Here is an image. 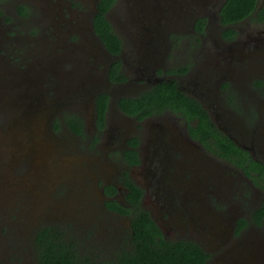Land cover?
Wrapping results in <instances>:
<instances>
[{
    "label": "flooded vegetation",
    "instance_id": "1",
    "mask_svg": "<svg viewBox=\"0 0 264 264\" xmlns=\"http://www.w3.org/2000/svg\"><path fill=\"white\" fill-rule=\"evenodd\" d=\"M47 1L54 6L58 3V0ZM86 1L72 6V1L68 0V15L62 13L64 22L70 26L63 25L67 30L68 58L61 61L71 65L65 76L72 88L60 89L59 78L53 75L54 98L49 100L44 83L39 85L37 79L34 83L33 76L27 75L33 69L27 68L24 61L23 51L27 48L20 47L28 35L15 27L17 22L24 25L25 20H32L38 27L35 4L30 0H16L14 4L11 0H0V57L5 59L3 78L19 81L20 90L33 94L45 87L49 103H43L34 112L46 115L51 124L49 133L41 135H57L63 128L79 140L91 136L88 146L97 150L94 158H87L88 165H100L105 172H120L116 181L103 180L102 194H99L102 209L121 216L125 229L129 230L131 225L129 213L122 214L110 208L107 201L117 200L129 207L126 196L130 189L125 184L129 178L142 189L143 207L165 238L179 240L184 239L181 236H196L197 241H207L211 248L225 246L229 263L264 264V236H249L264 230V174L261 168L251 170L244 157L250 154L264 167V85L259 84L264 80V21L246 18L239 23L223 25L218 11L224 0H172L169 6L178 2L175 6L179 5L184 13H197L193 14L188 31L182 29L187 25L184 19L151 21L149 25L141 21L143 24L137 26V43L134 42L126 57L124 42L120 55H112L106 49L93 24L98 0H94L93 7L87 11ZM218 3V8L211 13ZM20 5L30 10L29 16L19 11ZM263 5L264 0H258V8ZM87 17L88 26L84 22ZM199 17L208 18L205 26H196ZM243 22L263 26V36L243 38L240 27ZM228 27L233 34L226 36L224 32ZM41 29L29 33L30 39L39 41ZM59 30L65 33L62 28ZM51 33H54L52 29ZM183 40L193 41L190 48L194 52L179 55ZM116 60L121 61L126 81H112L109 76ZM10 63L17 66L16 72L10 70ZM73 77L80 80L78 86H72ZM47 80L51 81V75ZM164 82H176L180 92L199 102L213 123L239 150L231 151L218 145L214 132L200 130L203 125L197 115L189 118L181 109L168 108L138 119L118 106L121 97L140 95ZM109 87H118L123 96L114 101L111 94L115 91ZM9 89L7 86L5 92L0 93V115L4 118L9 115L19 121L26 117L27 111L19 108L26 106L22 99L27 95L16 89L8 94ZM102 92L110 95V102L104 125L100 127L96 99ZM6 95L18 97V110L5 98ZM73 115L83 120V134L69 127L66 119H72ZM57 120L59 129L53 126ZM134 151L138 160L130 158ZM88 188L83 194L88 193ZM74 195L67 198L75 200ZM95 197L93 195L94 208ZM258 210L263 214H257ZM242 237L246 250L239 255V246L243 244L236 240ZM34 248L36 250L35 238Z\"/></svg>",
    "mask_w": 264,
    "mask_h": 264
},
{
    "label": "rangeland",
    "instance_id": "2",
    "mask_svg": "<svg viewBox=\"0 0 264 264\" xmlns=\"http://www.w3.org/2000/svg\"><path fill=\"white\" fill-rule=\"evenodd\" d=\"M70 1H72V6L83 4V0ZM11 2L14 4L16 0H11ZM30 2L35 4L38 27L32 20H25L24 25L17 22L18 25L15 27L28 35L22 41L24 45L20 47L27 48L23 51L24 61L27 62V68L33 69L31 72H27V75L33 76L34 83H36V79L39 85L44 83L48 89V98L52 100L54 98L52 97L54 93L52 84L55 85L53 75L58 76L60 89L72 88L69 78L65 76L71 65L61 61L68 58L65 37L67 30L63 25L70 26L69 23L64 22L62 13L68 15L67 6L70 4L68 0H58L56 6L47 0H30ZM93 3L94 0L86 1L87 8L85 10H91ZM172 3V0L117 1L108 17L123 39L126 57L130 54L134 42L138 38L139 29L137 26L143 24L141 21L149 25L151 21L168 19L176 22L178 19H184L187 25L182 29L184 32L188 31L191 20L193 21V14L197 13L195 11L184 13L179 5L175 6L178 2L169 6ZM218 6L219 3L216 8L213 6L214 9L210 12L212 13ZM78 16L81 15L78 14ZM84 22L88 26L89 17ZM240 27L243 28V38L257 39V35L260 38L263 36L261 33L263 26L261 25L243 22ZM40 28H42L40 40H31L30 34ZM59 28L65 30V33L63 34ZM45 29L46 31H44ZM51 29L54 31L53 34ZM184 42L187 40L180 43L178 50L180 56H185L191 51L194 52L190 48L193 41ZM4 60L0 57V93L5 92L6 87L9 86L8 94L15 92V89L26 94L27 96L22 99L26 106L19 109L27 112L26 117L19 121L9 115L5 118L0 115V257L2 263L36 264L35 232L38 227L47 224L66 228L88 249L95 247L99 251L104 250V253L110 249L114 251L120 240L126 237L128 230L124 228V220L121 216L102 209L100 194H102L103 180L109 178L116 181V178L121 176L120 172H117L118 174L112 171L105 172L99 167L100 165H88L87 158H94L97 150L96 147L91 149L88 146L91 136H86V140H79L76 136L65 132L66 130L63 128L57 132V135H41L49 133L51 124L46 115L34 112L43 103H49L45 87L44 90L39 88L34 94L24 89L20 90L19 81L3 78ZM11 65L10 70L13 73L16 72L17 66ZM50 75L51 81H48ZM71 80L74 81L72 86L74 84L78 86L81 83L76 77ZM109 88L115 91L111 94L114 101L123 96L119 93L118 87ZM5 98L18 110L17 96L13 98L6 95ZM70 106L74 108V105ZM52 107L55 108L54 103ZM86 187L89 188L85 195L83 192ZM71 194H75V200L67 198ZM93 195H96V208L92 203ZM251 235L259 238L260 235L264 236V230L258 233L252 232L249 236L251 237ZM181 238L198 240L196 236H181ZM236 241L243 244L241 247L239 246V255H241L246 250L245 242L243 237ZM201 243L205 244L206 249L210 251L208 264H232L228 262L225 246L211 248L207 241Z\"/></svg>",
    "mask_w": 264,
    "mask_h": 264
},
{
    "label": "trees",
    "instance_id": "3",
    "mask_svg": "<svg viewBox=\"0 0 264 264\" xmlns=\"http://www.w3.org/2000/svg\"><path fill=\"white\" fill-rule=\"evenodd\" d=\"M118 0H98L96 13L93 17V24L96 34L100 37L106 49L112 55H120L123 49V40L117 33L108 15ZM19 11L29 16L30 10L19 6ZM256 17H254V15ZM218 18L223 25L239 23L249 18L264 21V5L258 8V0H224L218 11ZM11 19V17H9ZM207 17L197 19V27L205 26ZM233 30L229 27L224 35H232ZM121 61L112 63L109 76L112 81H126L127 77L121 70ZM264 85V80L259 81ZM110 102V95L102 92L96 99L99 111L98 122L100 127L104 125V118ZM118 106L126 113L141 119L151 114H158L168 108L181 109L184 115L189 118L197 115L202 122L203 128L208 132L212 131L217 135L218 145L225 149L238 151V146L213 123L206 110L196 100L185 96L177 88L176 82H164L153 85L134 97H121ZM69 127L78 134H83V120L78 115L67 118ZM54 127L60 128L59 121H55ZM199 130V131H200ZM84 136V135H83ZM207 136V135H203ZM97 141V138L95 139ZM244 156L243 154H241ZM244 156L248 161L251 170L257 171L264 167L250 154ZM232 157V155H230ZM132 160H138L136 151L130 156ZM251 170L248 174L251 175ZM128 177V173H126ZM125 184L130 189L126 196V204L117 200L107 201V205L122 214L129 213L131 225L125 238H122L117 249L98 250L95 247L88 249L82 241L70 234L66 228L59 225L47 224L40 226L35 235V253L37 264H207L210 253L194 240H173L167 239L150 213L142 204V189L134 184L129 178ZM114 187V186H110ZM109 195L111 191L107 189ZM263 214L258 210L257 214ZM261 221V218L259 219ZM109 253V254H108ZM0 264L2 263L0 257Z\"/></svg>",
    "mask_w": 264,
    "mask_h": 264
}]
</instances>
